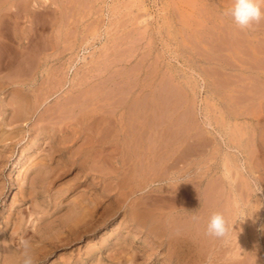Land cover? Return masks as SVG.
<instances>
[{"label": "rangeland", "instance_id": "rangeland-1", "mask_svg": "<svg viewBox=\"0 0 264 264\" xmlns=\"http://www.w3.org/2000/svg\"><path fill=\"white\" fill-rule=\"evenodd\" d=\"M20 1L0 0V137H3L0 138V264H21L22 241L30 246L35 264H167L168 242L183 241L185 255L179 257L185 264H230L232 261L264 264V107L261 104L264 92L262 94L259 87L256 97L253 70L247 69L250 65L254 67L253 64L257 66V62L248 50L247 54L251 55L246 59V52L245 56H239L235 39L239 36L235 34L238 26L225 15L226 6L220 0ZM47 14L53 16L52 19ZM64 16L68 20H64ZM25 24H29L28 27ZM45 41L48 44L41 46L40 42L47 43ZM113 44L116 45L113 47ZM45 45H49V50ZM27 49L29 52H25ZM245 61L250 64L245 63L243 67L241 64ZM129 66L134 68L131 70ZM79 90L81 94L77 95ZM167 97H171L172 102ZM67 99H71L70 103ZM64 102L68 103L67 110ZM93 104L103 105L97 109V114L106 117L104 122L111 132L107 131L106 135L105 131L103 149L95 140L97 149L91 169L80 170L64 162L68 149H81L76 137L73 141L68 139L78 135L80 124L75 121L84 111L92 110ZM135 104L140 106L139 121ZM141 106L147 107L144 116ZM18 109L23 110L19 118L15 113ZM119 111H124L126 121L121 134L112 124L119 118ZM175 116L182 119L175 120ZM52 151L59 169L52 181L45 180L49 184L43 181L49 187L37 186L38 197L34 198V203L15 202L14 193L24 178L26 188L30 185L32 175L26 169L42 162ZM104 171L108 173L105 175ZM8 181L13 183L11 189H8ZM58 189L64 192L60 198H56ZM83 192L89 200L84 199L80 207L71 212L69 204L74 196ZM166 196L172 198L170 204L165 202L169 199ZM165 206L168 211L164 210ZM214 212L221 213L228 225L223 237L209 235L206 231L208 218ZM11 213L13 222L3 232L1 227ZM18 216L22 231L14 228ZM188 216L192 218V226L186 228ZM10 237L11 242H4Z\"/></svg>", "mask_w": 264, "mask_h": 264}, {"label": "bare ground", "instance_id": "bare-ground-1", "mask_svg": "<svg viewBox=\"0 0 264 264\" xmlns=\"http://www.w3.org/2000/svg\"><path fill=\"white\" fill-rule=\"evenodd\" d=\"M23 1V0H22ZM22 1H20V2H22ZM33 1V0H32ZM43 2H44V0H42ZM47 1V0H46ZM51 1H53V0H51ZM86 1V0H85ZM84 1V2H85ZM184 1V0H183ZM62 2V1H61ZM65 2V1H64ZM79 2H80V0H79ZM220 2L222 3V4H224L225 6H226V8H228L229 6H230V4H231V0H220ZM72 3V2H71ZM78 3V2H77ZM17 4H19V3H17ZM52 4H54V3H52ZM59 4H60V2H59ZM62 4V3H61ZM66 4V3H65ZM16 5V4H15ZM20 5V4H19ZM34 5H35V3H34ZM42 5H43V3H42ZM63 5V4H62ZM61 5V6H62ZM71 5V4H70ZM73 5V4H72ZM84 6H86V3L84 4ZM83 6V7H84ZM88 6V5H87ZM15 7V6H14ZM14 7H12V8H14ZM38 7H41V6H38ZM4 8V7H3ZM7 8H9V7H7ZM88 8V7H87ZM2 9V8H1ZM24 9H26V8H24ZM40 9V8H39ZM62 9V8H61ZM68 9H71V8H68ZM16 11H18V8L16 9ZM73 11V10H72ZM77 11V10H76ZM81 11V10H80ZM6 12V11H5ZM14 12V11H13ZM19 12V11H18ZM18 12H17V14H18ZM69 12V11H68ZM71 12V11H70ZM87 12V11H86ZM20 13V12H19ZM24 13H25V11H24ZM224 13V12H223ZM16 14V15H17ZM34 14H35V12H34ZM34 14H33V16L32 17H34ZM41 14H42V12H41ZM59 14H60V12H59ZM66 14V13H65ZM94 14V13H93ZM14 15V14H13ZM21 15V14H20ZM19 14H18V17H21ZM48 15V14H47ZM47 15H43V16H47ZM68 15H70L69 13H68ZM83 15V14H82ZM50 15H48V17H49ZM74 16V15H73ZM81 16V15H80ZM84 16V15H83ZM14 17H15V15H14ZM52 17L53 16H51V17H49V18H51L52 19ZM65 17V16H64ZM68 17V16H67ZM71 17V16H70ZM77 17V16H76ZM92 17V16H91ZM228 17V16H227ZM6 18V17H5ZM22 18V17H21ZM29 18V17H28ZM27 18V19H28ZM47 18V17H46ZM73 18V17H72ZM2 19V18H1ZM25 19V18H24ZM34 19H35V17H34ZM42 19V18H41ZM56 19V18H55ZM77 19V18H76ZM229 19V18H228ZM230 19H231V17H230ZM32 20V19H31ZM44 20V19H43ZM64 20H68V19H66V17L64 18ZM122 20V19H121ZM120 20V21H121ZM3 21H5V20H3ZM7 21V20H6ZM12 21V20H11ZM16 21V20H15ZM51 21V20H50ZM1 22V21H0ZM18 22H21V21H18ZM18 22H16V23H18ZM35 22V21H34ZM46 22V21H45ZM125 22V21H124ZM37 23H39L40 24V21L39 22H37ZM49 23V22H48ZM48 23L46 24V23H44L45 25H47V26H49L48 25ZM6 24V23H5ZM20 24V23H19ZM35 24V23H34ZM58 24H59V22H58ZM70 24V23H69ZM74 24V23H73ZM88 24V23H87ZM90 24V23H89ZM88 24V25H89ZM9 25V24H8ZM26 25V24H25ZM27 25H29V24H27ZM26 25V26H27ZM36 25V24H35ZM43 25V24H42ZM64 26H65V24H63ZM70 25H72V24H70ZM91 25V24H90ZM7 26V25H6ZM5 26V27H6ZM10 26H11V23H10ZM39 26H41V24L39 25ZM63 26V27H64ZM2 27V26H1ZM28 27V26H27ZM30 27V26H29ZM37 27V26H36ZM56 27H57V25H56ZM8 28V27H7ZM7 28H5V29H7ZM43 28V27H42ZM44 28H45V26H44ZM48 28V27H47ZM72 28V30L74 29L73 27H71ZM93 28V27H92ZM114 28H117V27H115L114 26ZM238 28V31H235V34H238V35H234V36H238V37H236L235 39H237L236 41H237V43H236V46H238V47H236L237 48V52L239 53V56L241 57V56H245V52L248 50V51H250L251 53H252V55L254 56V61H255V63H256V65L257 66H255V64H253V63H251V64H253L254 65V67H252L251 68V65H250V68L248 67V69H247V66L245 67V69H247V70H253L252 72H253V74H254V76H253V80H254V88H255V94L257 93V95H256V97L258 96V88L260 87L261 89L260 90H263L261 93L263 94V92H264V18H262L258 23H254L250 28H248V29H244V30H241L239 27H237ZM236 28V29H237ZM10 29V28H9ZM38 29V28H37ZM57 29V28H56ZM56 29H54V30H56ZM8 30V29H7ZM11 30V29H10ZM42 31H44L45 32V29H43ZM70 31V30H69ZM69 31H68V33H69ZM5 32V31H4ZM34 32V31H33ZM47 32V31H46ZM56 33L58 32V30L57 31H55ZM65 32V31H64ZM32 33V32H31ZM67 33V32H66ZM67 33V34H68ZM74 33V32H73ZM11 34V33H10ZM19 34V33H18ZM21 34V33H20ZM24 34V33H23ZM66 34V35H67ZM88 34V33H87ZM87 34H86V36H87ZM234 34V33H233ZM25 35V34H24ZM31 35V34H30ZM33 35V34H32ZM69 35H70V33H69ZM75 35V34H74ZM127 35V34H126ZM196 35V34H195ZM137 36V35H136ZM71 37H73L72 35H71ZM248 37H250V38H248ZM2 38V37H1ZM19 38V37H18ZM41 38V37H40ZM67 38V37H66ZM86 38V37H85ZM121 38H123V36L121 37ZM124 38H125V36H124ZM123 38V39H124ZM21 39V38H20ZM34 39V38H33ZM38 39V38H37ZM46 39V38H45ZM6 40V39H5ZM28 41H29V39H27ZM31 40V39H30ZM43 40V39H42ZM8 41V40H7ZM40 41V40H39ZM62 41H63V39H62ZM65 41H67V40H65ZM1 42H3V41H1ZM22 42V41H21ZM31 42V41H30ZM45 42H47V41H45ZM119 42V41H118ZM4 43V42H3ZM6 43V42H5ZM36 44H37V42H35ZM41 44V46L43 45V44H48V42L47 43H44V42H40ZM43 43V44H42ZM121 43V42H120ZM7 44V43H6ZM26 44V43H25ZM24 44V45H25ZM33 44V43H32ZM117 44V43H116ZM116 44H113L112 46L114 47V45H116ZM29 45H31V43L29 44ZM35 45V44H34ZM65 45V44H64ZM118 45V44H117ZM121 45V44H120ZM123 45V44H122ZM125 45V44H124ZM13 46V45H12ZM12 46H11V50H12ZM25 46H27V45H25ZM46 46V45H45ZM44 46V47H45ZM47 46H49V45H47ZM47 46H46V48H47ZM111 45H110V47H112ZM6 47V46H5ZM28 47V46H27ZM32 47V46H31ZM43 47V48H44ZM110 47H109V49H107L108 51L110 50ZM126 47V46H125ZM35 49V48H34ZM42 49V48H41ZM48 49V48H47ZM51 49V48H50ZM123 49V48H122ZM1 50V49H0ZM9 50V49H8ZM10 50V51H11ZM30 50V49H29ZM29 50L27 49L25 52H29ZM38 50V49H37ZM49 50V49H48ZM55 50V49H54ZM119 50V49H118ZM124 50H125V48H124ZM2 51V50H1ZM13 51V50H12ZM22 51V50H21ZM108 51H105V52H108ZM120 51V50H119ZM118 51V52H119ZM16 52V51H15ZM34 52H36V51H34ZM33 52V53H34ZM41 51H39V52H37L38 54L40 53ZM118 52H117V55H121V52H119V54H118ZM126 52V51H125ZM9 53V52H8ZM16 53H18V52H16ZM4 55H6V54H4ZM26 55V54H25ZM101 55V54H100ZM249 55H251V54H249V52H248V54H247V52H246V56H245V59L247 58V56H249ZM19 56V55H18ZM34 56V55H33ZM33 56H31L32 58L31 59H33ZM54 56V55H53ZM99 56V55H98ZM107 56V55H106ZM252 56V57H253ZM30 57V56H29ZM36 57H38V56H36ZM108 57H110V56H108ZM239 57V58H240ZM251 57V58H252ZM113 58V57H112ZM119 58V57H118ZM132 58V57H131ZM0 59H2V56H1V58ZM5 59H6V57H5ZM4 59V60H5ZM8 59V58H7ZM9 59H10V55H9ZM23 59V58H22ZM22 59H21V61H22ZM107 59V58H106ZM111 59V58H110ZM116 59V58H115ZM114 59V60H115ZM128 60L130 59V58H127ZM241 59V58H240ZM16 60H18V59H16ZM103 60V59H102ZM127 60V61H128ZM242 60H244V57H243V59ZM251 60H253V59H251ZM20 61V60H19ZM20 61V62H21ZM110 61V60H109ZM109 61H107V62H109ZM125 61V60H124ZM14 62H16L15 60H14ZM23 62H24V60H23ZM28 62V61H27ZM30 62V61H29ZM28 62V64H32V61H31V63H29ZM103 62V61H102ZM106 62V61H105ZM105 62H104V64H105ZM113 61H111V63H112ZM137 62V61H136ZM140 62V61H139ZM114 63H116V62H114ZM134 63H135V61H134ZM245 63H249V62H244V64H243V62H242V64L241 65H243V67L245 66ZM10 64H13L12 62L10 63ZM37 64V63H36ZM136 64V63H135ZM141 64V63H140ZM250 64V63H249ZM17 66H19L18 64H16ZM22 65V64H21ZM24 65H26V64H24ZM132 65V64H131ZM240 65V66H241ZM27 66V65H26ZM33 66V65H32ZM37 66V65H36ZM13 67V66H12ZM20 67V66H19ZM24 67V66H23ZM101 67H102V65H101ZM104 67V66H103ZM107 67V66H106ZM109 67H110V65H109ZM122 66H120V68H121ZM130 67V69L133 67H131V66H129ZM145 67V66H144ZM147 67V66H146ZM145 67V68H146ZM242 67V68H243ZM10 68V67H9ZM16 68V67H15ZM34 68V67H33ZM51 68H53V67H51ZM105 68V67H104ZM108 68V67H107ZM134 68V67H133ZM16 69H18V68H16ZM46 69V68H45ZM150 69V68H149ZM154 69V68H153ZM6 70H7V67H6ZM54 70V69H53ZM113 70H115V69H113ZM118 70H119V67H118ZM132 70V69H131ZM134 70V69H133ZM140 70V69H139ZM244 70V69H243ZM9 71V70H8ZM59 71V70H58ZM103 71V70H102ZM148 71V70H147ZM16 72V71H15ZM17 72H19V71H17ZM22 72V71H21ZM32 72V71H31ZM48 72H50V71H48ZM52 73H53V71H51ZM99 72V71H98ZM114 72H116V71H114ZM130 72V71H129ZM128 72V73H129ZM141 72V71H140ZM153 72V71H152ZM169 72V71H168ZM93 73H94V71H93ZM103 73H104V71H103ZM110 73V72H109ZM123 73H124V71H123ZM138 73V72H137ZM239 73V72H238ZM3 74H6V73H3ZM2 74V75H3ZM23 74V73H22ZM31 74V73H30ZM42 74V73H41ZM12 75V74H11ZM16 75V74H15ZM107 75H110V74H108L107 73ZM163 75V74H162ZM161 75V76H162ZM238 75V74H237ZM4 76V75H3ZM5 76H7V74L5 75ZM9 76V75H8ZM13 76V75H12ZM27 76H30V75H27ZM236 76V75H235ZM1 77V76H0ZM15 77H17V75L15 76ZM14 77V78H15ZM65 77V76H64ZM78 77V76H77ZM81 77V76H80ZM92 77V76H91ZM90 77V78H91ZM94 77V76H93ZM134 77V76H133ZM142 77H144V76H142ZM146 77V76H145ZM165 77V76H164ZM167 77V76H166ZM8 78V77H7ZM50 78V77H49ZM63 78V77H62ZM66 78V77H65ZM112 78V77H111ZM135 78V77H134ZM133 78V79H134ZM175 78V77H174ZM252 78V77H251ZM3 79V78H2ZM16 79V78H15ZM46 79V78H45ZM80 79V78H79ZM82 79H83V77H82ZM103 79V78H102ZM122 79V78H121ZM120 79V80H121ZM164 79H167V78H164ZM240 79V78H239ZM51 80V79H50ZM13 81V80H12ZM40 82H41V80H39ZM71 81V80H70ZM69 81V82H70ZM103 81V80H102ZM72 82V81H71ZM13 83V82H12ZM92 83V82H91ZM165 82H163V84H164ZM172 83V82H171ZM171 83H170V85H171ZM43 84V83H42ZM77 84V83H76ZM90 84V83H89ZM133 84V83H132ZM160 84V83H159ZM246 84V83H245ZM261 84V85H260ZM32 85V84H31ZM39 85V84H38ZM57 85V84H56ZM162 85V84H161ZM252 85V84H251ZM26 86V85H25ZM51 86V85H50ZM75 86V85H74ZM77 86V85H76ZM131 86V85H130ZM168 86H169V84H168ZM173 86H175V85H173ZM70 87V86H69ZM91 87V86H90ZM37 88V87H36ZM53 88V87H52ZM169 88V87H168ZM176 88V87H175ZM182 88V87H181ZM12 89V88H11ZM20 89V88H19ZM38 89V88H37ZM42 89V88H41ZM84 89V88H83ZM250 89H253L252 88V86H251V88ZM250 89H248V90H250ZM2 90V89H1ZM39 90V89H38ZM47 90V89H46ZM46 90L44 91V93H46ZM92 90V89H91ZM141 90V89H140ZM164 90V89H163ZM171 90V89H170ZM75 91V90H74ZM80 91L81 90H79V92L77 93V95L78 94H81L80 93ZM83 92H84V90H82ZM99 91V90H98ZM183 91V90H182ZM36 92H38V91H36ZM87 92V91H86ZM88 92H89V90H88ZM181 92V91H180ZM251 92V91H250ZM126 93V92H125ZM136 93V92H135ZM174 93V92H173ZM20 94H21V92H20ZM25 94V93H24ZM28 94V93H27ZM43 94V93H42ZM47 94V93H46ZM72 94H73V92H72ZM85 94V93H84ZM111 94V93H110ZM116 94V93H115ZM166 94L167 93H165V96H166ZM178 94V93H177ZM179 94H181V93H179ZM3 95V94H2ZM22 95V94H21ZM264 95V94H263ZM262 95V96H263ZM25 96V95H24ZM44 96H45V94H44ZM83 96V95H82ZM87 96V95H86ZM90 96H92V95H90ZM94 96V95H93ZM104 96V95H103ZM151 96H154V95H151ZM161 96H163V95H161ZM168 96V95H167ZM251 96H253V95H251ZM260 96L261 95H259V97L258 98H260ZM39 97V96H38ZM42 97V96H41ZM65 99L66 98H68V97H64ZM88 98V97H87ZM86 98V99H87ZM116 98V97H115ZM155 98V97H154ZM171 98V97H170ZM170 98H168L167 97V99H169V100H171ZM26 99V98H25ZM39 99H40V97H39ZM72 99H74V98H72ZM137 99V98H136ZM143 100H144V98H142ZM166 99V98H165ZM167 99H166V101H167ZM173 99V98H172ZM241 99V98H240ZM68 100V99H67ZM95 100V99H94ZM153 100V99H152ZM159 100H161L160 102H163V100L160 98ZM178 100V99H177ZM253 100V99H252ZM7 101V100H6ZM10 101V100H9ZM20 101V100H19ZM40 101V100H39ZM60 101H61V99H60ZM63 101H64V99H63ZM66 101V100H65ZM69 101V100H68ZM68 101H66V102H68ZM70 101H71V99H70ZM70 101H69V103H70ZM97 101V100H96ZM102 101V100H101ZM145 101V100H144ZM143 101V102H144ZM175 101H176V99H175ZM175 101H174V103H175ZM261 104H262V106L264 107V98L262 97V99H261ZM35 102V101H34ZM66 102H64V103H66ZM73 102V101H72ZM103 102V101H102ZM117 102H119V101H117ZM148 102V101H147ZM153 102V101H152ZM151 102V103H152ZM167 102H169V101H167ZM166 102V103H167ZM171 102H172V100H171ZM171 102H169V103H171ZM185 102V101H184ZM234 102V101H233ZM255 102V101H254ZM257 102V101H256ZM39 103V102H38ZM54 103V102H53ZM58 103V102H57ZM61 103V102H60ZM75 103V102H74ZM138 103H139V101H138ZM145 103V102H144ZM237 103V102H236ZM22 104H23V102H22ZM34 104H36V103H34ZM33 104V105H34ZM50 104V103H49ZM67 104L68 103H66V110H67ZM79 104H80V102H79ZM103 104V103H102ZM183 104V103H182ZM26 105V104H25ZM37 105V104H36ZM64 105V104H63ZM62 105V106H63ZM105 105V104H104ZM138 105L139 104H137V106H136V104H135V110L137 111L136 112V117H137V119H138V121L140 120V113H139V108H140V106H139V108H138ZM142 105H143V103H142ZM147 105V104H146ZM158 105V104H157ZM162 105H163V103H162ZM161 105V106H162ZM178 105H179V103H178ZM12 106V105H11ZM44 106V105H43ZM51 106V105H50ZM59 106V105H58ZM57 106V107H58ZM61 105H60V107H62ZM74 106V104L72 105V107ZM86 106V105H85ZM88 106V105H87ZM148 106V105H147ZM153 106H154V104H153ZM164 106V105H163ZM166 106V105H165ZM165 106H164V108H165ZM14 107V106H13ZM18 107V106H17ZM19 107H20V105H19ZM18 107V108H19ZM59 107V108H60ZM83 107V106H82ZM92 107V106H91ZM93 109L92 110H89V111H84V113L81 115V116H78V118L76 119V121H75V123L76 124H80V131H79V133H78V135L77 136H75V135H73V136H71V137H69L70 139H68L69 141H73L74 139H75V137H76V140L79 142L80 141V144L79 145H81V149L78 147V148H76L75 150H71V149H68V152H67V154H68V156L66 157V159L64 160V158H63V160H64V162H65V164H69V165H71V166H77L78 167V169H80V170H83L84 168H87V169H91V164H92V162H93V160L92 159H94L93 157V153H94V155H95V153L96 152H94L96 149H95V144H94V142H95V140H97V143L99 144H97V146H99L101 149H103V144H104V142H106L105 140H104V137L107 135V131H108V133L109 132H111L110 130V127H109V125H108V127H107V125H105V118L106 117H104L103 115H101V113H98L97 114V109H99V108H103V105H100V104H93ZM113 107V106H112ZM175 107V106H174ZM15 108V107H14ZM45 108V107H44ZM53 108V107H52ZM56 108V107H55ZM121 108H123L122 106H119V109H121ZM141 108L143 109V111H142V115H143V113H145L147 110V107L146 108H144L143 106H141ZM168 108V107H167ZM167 108H165V109H167ZM20 109V108H19ZM17 110L15 113L17 114V116H18V118H19V115L20 116H22L20 113L23 111V110ZM60 109H62V108H60ZM112 109V108H111ZM116 109V108H115ZM141 109V110H142ZM153 109H154V107H153ZM155 109H156V107H155ZM158 109H159V112L161 111V109L158 107ZM173 110H174V108H172ZM262 109H264V108H262ZM261 109V110H262ZM16 110V109H15ZM47 110H48V108H47ZM46 109L44 110L45 111V113H46V111H47ZM53 110V109H52ZM78 110V109H77ZM76 110V111H77ZM87 110V109H86ZM101 110V109H100ZM134 110V111H135ZM141 110H140V112H141ZM184 110V109H183ZM192 110V109H191ZM194 110V109H193ZM43 111V110H42ZM58 111V110H57ZM96 111V112H95ZM151 111H153V110H151ZM185 111V110H184ZM183 111V112H184ZM264 111V110H263ZM41 112V111H40ZM54 112V111H53ZM53 112H51V113H53ZM66 111H64V113H65ZM98 112H100V111H98ZM124 112V111H123ZM123 112H120L119 111V118H116L115 120L114 119H112V120H114V123H112L113 125L115 124V126H117V131L121 134V132L124 130V128L126 127V121H125V119H124V113ZM154 112H157V111H155L154 110ZM153 112V114H155ZM163 112V111H162ZM161 112V114H159L160 115V117H161V115L163 114ZM165 112V111H164ZM166 112H168V111H166ZM170 112V111H169ZM181 113V114H183L182 116H184L185 115V113ZM191 112V111H190ZM39 113V112H38ZM44 113V115H46ZM64 113H63V116L65 117L66 115H64ZM75 113V112H74ZM113 113V112H112ZM174 113V112H173ZM192 113H193V111H192ZM260 113V112H259ZM37 114V113H36ZM49 114V113H48ZM69 114V113H68ZM77 114V113H76ZM108 114V113H107ZM148 114H149V112H148ZM172 114V113H171ZM170 114V115H171ZM179 114V113H178ZM190 114V113H189ZM252 114V113H251ZM250 114V115H251ZM56 115H57V113H56ZM59 115V114H58ZM144 115H146V114H144ZM143 115V116H144ZM155 115H157L158 116V113L157 114H155ZM166 115V114H165ZM39 116V115H38ZM54 116V115H53ZM60 116V115H59ZM69 116V115H68ZM71 116V115H70ZM105 116H108V115H105ZM111 116V115H110ZM149 116V115H148ZM154 116V115H153ZM263 117H264V115H262ZM24 117V116H23ZM23 117H21L22 119H23ZM41 117V116H40ZM47 117V116H46ZM63 117V118H64ZM72 117H73V115H72ZM72 117H68V119L69 118H72ZM77 117V116H76ZM142 117V116H141ZM260 117V116H259ZM14 118V117H13ZM24 118H27V117H24ZM52 118H54V117H52ZM51 118V119H52ZM56 118V117H55ZM58 118V117H57ZM60 118V117H59ZM144 118V117H143ZM169 118V117H168ZM179 119L180 117L178 116V117H176L175 116V120L176 119ZM189 118V117H188ZM192 118V117H191ZM29 119V118H28ZM108 119V118H107ZM136 119V120H137ZM155 119H158L157 117L155 118ZM163 119H165L164 118V116H163ZM173 119V120H174ZM180 119H182V117L180 118ZM8 120V119H7ZM23 120H26V119H23ZM53 120V119H52ZM160 120H161V122L163 123V121H162V119L160 118ZM175 120H174V122H175ZM16 121V120H15ZM53 121H55V120H53ZM62 121V120H61ZM138 121H136V124H137V122ZM143 121H144V119H143ZM148 121H149V119H148ZM156 121V120H155ZM172 121V120H171ZM8 122V121H7ZM17 122H19L18 120H17ZM25 122V121H24ZM65 122V121H64ZM110 122V121H109ZM111 122H113V121H111ZM135 122V121H134ZM150 122V121H149ZM173 122V121H172ZM177 122H179V120L177 121ZM176 122V123H177ZM182 122V121H181ZM27 123V122H26ZM34 123V122H33ZM67 123H69V121L67 122ZM108 123V122H107ZM140 123V122H139ZM141 123H142V121H141ZM147 123V122H146ZM159 123V121H157V124ZM170 123V122H169ZM38 124V123H37ZM42 124H44V123H42ZM62 124V123H61ZM64 124V123H63ZM148 124H150V123H148ZM160 124V123H159ZM158 124V125H159ZM168 124V123H167ZM186 124V123H185ZM45 125V124H44ZM52 125V124H51ZM54 125V124H53ZM176 125V124H175ZM193 125V124H192ZM263 125H264V123H263ZM70 126V125H69ZM78 126V125H77ZM111 126V125H110ZM115 126H113V127H115ZM146 126H147V124H146ZM169 126H171V125H169ZM182 126V125H181ZM188 126H190V125H188ZM35 127V126H34ZM52 127V126H51ZM154 127V126H153ZM152 127V128H153ZM178 127V126H177ZM180 127V126H179ZM179 127L177 128V129H179ZM192 127V126H191ZM54 128V127H53ZM59 128V127H58ZM63 128V127H62ZM71 128V127H70ZM141 128V127H140ZM170 128V127H169ZM186 128H188V127H186ZM40 129H41V127H40ZM57 129V128H56ZM69 129V128H68ZM114 129V128H113ZM142 129V128H141ZM154 129V128H153ZM159 129V128H158ZM165 130H168V128L166 129V128H164ZM242 129V128H241ZM9 130V129H8ZM140 130V129H139ZM170 130V129H169ZM168 130V131H169ZM182 130V129H181ZM59 131H60V129H59ZM62 131H64V130H62ZM105 131H106V135H105ZM116 131V130H115ZM146 131V130H145ZM149 131V130H148ZM163 132H165L164 130H162ZM172 131H173V129H172ZM175 131H176V128H175ZM76 132V131H75ZM158 131H156V133H157ZM177 132V131H176ZM244 132V131H243ZM71 133V132H70ZM180 133V132H179ZM239 133V132H238ZM263 133V132H262ZM76 134V133H75ZM146 134V133H145ZM155 134V133H154ZM167 134V133H166ZM181 134H182V132H181ZM194 134V133H193ZM1 135H3L2 133H1ZM62 135V134H61ZM68 135H70V134H68ZM98 135V136H97ZM136 135V134H135ZM151 135V134H150ZM150 135H148V137L150 136ZM157 135V134H156ZM164 135V134H163ZM168 135V134H167ZM170 136H171V133L169 134ZM22 136V135H21ZM48 136V138L50 137V135H47ZM112 136V135H111ZM118 136V135H117ZM141 136H142V133H141ZM154 136V135H153ZM152 136V137H153ZM161 136H162V133H161ZM179 136V135H178ZM195 136H196V134H195ZM199 136V135H198ZM242 136V135H241ZM181 137V136H180ZM0 138H3V137H0ZM15 138V137H14ZM43 138V137H42ZM106 138H108V137H106ZM105 138V139H106ZM164 138V137H163ZM189 138H191L190 136H189ZM192 138H194V137H192ZM45 139V138H44ZM148 139V138H147ZM156 139H157V137H156ZM162 139V138H161ZM197 139V138H196ZM2 140V139H1ZM9 140V139H8ZM15 140V139H14ZM152 140V139H151ZM150 140V141H151ZM160 140V139H159ZM172 140V139H171ZM171 140H169V141H171ZM174 140V139H173ZM175 140H177V138L175 139ZM42 141V140H41ZM165 140H163L162 141V143L164 142ZM166 141H167V139H166ZM188 141V140H187ZM4 142V141H3ZM8 142V141H7ZM11 142V141H10ZM13 142V141H12ZM60 142H63V141H61L60 140ZM68 142V141H67ZM136 142V141H135ZM174 142V141H173ZM172 142V143H173ZM57 143H59V142H57ZM69 143V142H68ZM77 143V142H76ZM157 143V142H156ZM43 144V143H42ZM49 145H51V147L52 148H54L53 147V145H52V143H48ZM63 144V143H62ZM114 144H116L117 145V143H115L114 142ZM114 144H112V146L114 145ZM148 144H149V141H148ZM184 144H186V143H184ZM189 145L191 144V143H188ZM193 144H196V143H193ZM254 144V143H253ZM65 145V144H64ZM72 145V144H71ZM110 145V144H109ZM128 145V144H127ZM152 145V144H151ZM112 146H110V147H112ZM156 146H158L157 144H156ZM173 146V145H172ZM11 147V146H10ZM105 147V149H107L106 148V146H104ZM136 147V146H135ZM139 147H140V145H139ZM164 147V146H163ZM162 147V148H163ZM177 147V146H176ZM253 147V146H252ZM120 148V147H119ZM161 148V147H160ZM182 148V147H181ZM9 149H11V148H9ZM74 149V148H73ZM117 149V148H116ZM122 149V148H121ZM152 149V148H151ZM177 149V148H176ZM182 149H184V148H182ZM188 149H189V147H188ZM18 150V149H17ZM57 150V149H56ZM109 150V149H108ZM133 150V149H132ZM135 150V149H134ZM144 150V149H143ZM158 150V149H157ZM166 150V149H165ZM168 150V149H167ZM43 151H45V150H43ZM53 151H54V149H53ZM53 151L52 152H49L48 153V155L46 156V158L42 161V162H39V163H37V164H35V165H32L31 167L29 166L28 167V169H26V171L30 174V175H32L31 176V181H30V185L26 188V178H24V181H23V184H21L19 187H18V190L14 193V200H15V202H17V203H27V202H36V200L34 199L35 197H38V192H37V186L38 185H40V184H42L41 186L44 188V189H47L49 186H48V184H49V182L50 181H52V179L51 178H53L55 175H57L58 174V169H59V163H58V160L57 159H55V157H53ZM101 151V150H100ZM136 151V150H135ZM151 151V150H150ZM184 151V150H183ZM102 152V151H101ZM144 152V151H143ZM155 152V151H154ZM1 153V152H0ZM32 153V152H31ZM56 153V152H55ZM58 153V152H57ZM56 153V154H57ZM109 153V152H108ZM117 153V152H116ZM124 153V152H123ZM128 153V152H127ZM156 153V152H155ZM160 153V152H159ZM178 153H180V152H178ZM19 154V153H18ZM106 154V153H105ZM174 154V153H173ZM36 155V154H35ZM109 155V154H108ZM120 155V154H119ZM127 155V154H126ZM143 155V154H142ZM161 155H163V154H161ZM99 156V155H98ZM122 156V155H121ZM129 156V155H128ZM134 156V155H133ZM144 156V155H143ZM3 157V156H2ZM57 157V156H56ZM127 157V156H126ZM125 157V158H126ZM162 157V156H161ZM59 158V157H58ZM110 158H112V157H110ZM109 158V159H110ZM123 158V157H122ZM134 158H136L135 156H134ZM158 158H160V156L158 157ZM167 158V157H166ZM7 159V158H6ZM127 159H129V158H127ZM161 160H162V158H160ZM181 159V158H180ZM141 160V159H140ZM143 160V159H142ZM158 161H160L159 159H157ZM35 161V160H34ZM156 161V160H155ZM155 161H154V163H155ZM175 161V160H174ZM128 162V161H127ZM142 162V161H141ZM166 162V161H165ZM172 162H173V160H172ZM124 163V162H123ZM126 163V162H125ZM153 163V164H154ZM156 163H157V161H156ZM155 163V166L157 165ZM174 163V162H173ZM11 164V163H10ZM131 164V163H130ZM159 164V163H158ZM127 165H129V164H127ZM135 165H136V163H135ZM167 165H169V164H167ZM175 165V164H174ZM51 166V167H50ZM159 166H161V165H159ZM158 166V167H159ZM4 167V166H3ZM18 167V166H17ZM99 167V166H98ZM102 167V166H101ZM101 167H99V168H101ZM106 167V166H105ZM145 167V166H144ZM167 167V166H166ZM16 168V167H15ZM25 168H27V167H25ZM97 168V167H96ZM21 169V168H20ZM98 169V168H97ZM137 169V168H136ZM135 169V170H136ZM89 170H87V171H89ZM93 170V169H92ZM91 170V171H92ZM102 170V169H101ZM105 170V169H104ZM121 170V169H120ZM156 170H158V169H156ZM164 170H166V169H164ZM21 171V170H20ZM90 171V172H91ZM139 171V170H138ZM138 171H136V172H138ZM148 171V170H147ZM153 171V170H152ZM93 172V171H92ZM105 172V175L108 173L107 171H104ZM140 172V171H139ZM154 172V171H153ZM161 172H163V171H161ZM57 173V174H56ZM63 173V172H62ZM72 173V172H71ZM126 173V172H125ZM124 173V174H125ZM131 173V172H130ZM143 173V172H142ZM156 173V172H155ZM15 174V173H14ZM17 174H18V172H17ZM60 174V173H59ZM64 174V173H63ZM136 174H138V173H136ZM153 174V173H152ZM27 175V174H26ZM129 175V174H128ZM130 175H132V174H130ZM150 175V174H149ZM148 175V176H149ZM154 175V174H153ZM23 176V175H22ZM104 176V175H103ZM127 176V175H126ZM134 176V175H133ZM145 176V175H144ZM143 176V177H144ZM156 176V175H155ZM125 177V176H124ZM23 178V177H22ZM63 178V177H62ZM73 178V177H72ZM82 178V177H81ZM126 178V177H125ZM125 178H123V179H125ZM131 178V177H130ZM130 178H129V180H130ZM135 178H136V176H135ZM142 178V177H141ZM21 179V178H20ZM49 179V182L48 181H45V180H48ZM59 179V178H58ZM91 180V179H90ZM19 182H20V180H18ZM43 181H45V182H47L48 184H43ZM55 181V180H54ZM246 181V180H245ZM16 182V181H15ZM60 182V181H59ZM74 182V181H73ZM109 182V181H108ZM130 182V181H129ZM65 183V182H64ZM68 183V182H67ZM71 183V182H70ZM218 183V182H217ZM62 184V183H61ZM126 184V183H125ZM11 185H13V183L11 182V181H8V189H11ZM128 185V184H127ZM54 186H55V184H54ZM89 186V185H88ZM4 187V185H2V187H1V189ZM57 187V186H56ZM81 187V186H80ZM54 188V187H53ZM103 188V187H102ZM172 188V187H171ZM61 189V188H60ZM64 189V188H63ZM166 189H168V188H166ZM179 189V188H178ZM62 190V189H61ZM104 190V189H103ZM149 190V189H148ZM147 190V191H148ZM169 190V189H168ZM181 189H179V191H180ZM183 190V189H182ZM1 191V190H0ZM9 191V190H8ZM14 191V190H13ZM42 191V190H41ZM75 191V190H74ZM150 191V190H149ZM181 192H183V191H181ZM4 193V192H3ZM49 193V192H48ZM55 193V192H54ZM63 194H64V192H62V191H59V189L58 190H56V198H60L61 196H63ZM183 194V193H182ZM76 195V194H75ZM184 195V194H183ZM182 195V196H183ZM163 196V195H162ZM166 197H168V196H166ZM55 198V199H56ZM67 198H69V197H67ZM94 198V197H93ZM96 198V197H95ZM169 198V197H168ZM84 199H86L87 201L89 200V198H88V195L87 194H85V192H83V193H80V194H78V195H76V196H74V198L72 199V203L71 204H69V208H70V210H71V212H73L74 210L76 211V209H78L79 207H80V204L83 202V200ZM164 199H165V197H164ZM163 199V200H164ZM170 199H172V198H169L168 199V201L166 200H164L166 203L168 202L169 204H170V202H169V200ZM92 200V199H91ZM174 200V199H173ZM213 200V199H212ZM51 201H53L52 199H51ZM97 201V200H96ZM211 201V200H210ZM6 202V201H5ZM13 202V201H12ZM93 202V201H92ZM146 202V201H145ZM164 202V203H165ZM188 202V201H187ZM235 202V201H234ZM87 203V202H86ZM152 203V202H151ZM165 203V204H166ZM184 203V202H183ZM60 203H58V205H59ZM64 204V203H63ZM92 204V203H91ZM175 204V203H174ZM13 205V204H12ZM57 205V204H56ZM56 205L54 204V207H56ZM90 205V204H89ZM191 205V204H190ZM142 206V205H141ZM147 206V205H146ZM180 206V205H179ZM134 207H136V206H134ZM159 207V206H158ZM166 207V206H165ZM171 207H172V202H171ZM174 207V206H173ZM60 208V207H59ZM140 208V207H139ZM144 208V207H143ZM162 208H164V207H162ZM201 208V207H200ZM20 209H22V208H20ZM35 209H36V207H35ZM85 209V208H84ZM131 209H133V208H131ZM131 209H129V210H131ZM141 209V208H140ZM159 209V208H158ZM161 209V208H160ZM172 209H174V208H172ZM3 210V209H2ZM34 210V209H33ZM32 210V211H33ZM93 210V209H92ZM149 210H151V209H149ZM164 210H167V207H166V209H164ZM218 210V209H217ZM226 210V209H225ZM128 211V210H127ZM168 211V210H167ZM10 212V211H9ZM85 212V211H84ZM134 212V211H133ZM138 212V211H137ZM230 212V211H229ZM20 213V212H19ZM18 213V214H19ZM74 213V212H73ZM153 213V212H152ZM161 213V212H160ZM12 214L13 213H11L10 215H8L7 217H6V221L4 222V224L2 225V227H1V231H3V232H5L6 231V229L8 228V225L9 224H11L12 222H13V220H12V218H13V216H12ZM36 214H37V212H36ZM40 214V213H39ZM72 214V213H71ZM70 214V215H71ZM139 214V213H138ZM184 214H186V213H184ZM16 215V214H15ZM88 215V214H87ZM153 215V214H152ZM206 215V214H205ZM25 216V215H24ZM28 216H30V214L28 215ZM60 216V215H59ZM75 216V215H74ZM86 216V215H85ZM84 216V217H85ZM187 216V215H186ZM23 217V216H22ZM82 217V216H81ZM147 217V216H146ZM20 217L18 216V217H15V221H14V228L15 229H21V231L24 229V228H22L21 227V219H19ZM40 219H43V217H39ZM67 218V217H66ZM140 218V217H139ZM177 218V217H176ZM187 218V217H186ZM25 219V218H24ZM68 219V218H67ZM78 219V218H77ZM85 219V218H84ZM83 219V220H84ZM94 219V218H93ZM184 219H185V217H184ZM199 219V218H198ZM254 219V218H253ZM28 220H30V219H28ZM36 220V219H35ZM70 220V219H69ZM197 220V219H196ZM195 220V221H196ZM78 221V220H77ZM76 221V222H77ZM85 221V220H84ZM130 221H131V219H130ZM181 221V220H180ZM183 221H186V220H183ZM30 222V221H29ZM79 222V221H78ZM186 222H188L187 223V225H185V227L187 226H190L191 225V223H192V218H190L189 216H188V218H187V221ZM191 222V223H190ZM28 223V222H27ZM32 223V222H31ZM30 223V224H31ZM66 223V222H65ZM71 223V222H70ZM176 223V222H175ZM174 223V224H175ZM73 224V223H72ZM91 224V223H90ZM181 224V223H180ZM183 224H185V223H183ZM182 224V225H183ZM24 225V224H23ZM27 225V224H26ZM197 225V224H196ZM64 226H66V225H64ZM92 226V225H91ZM148 226V225H147ZM146 226V227H147ZM171 226V225H170ZM169 226V227H170ZM192 226V225H191ZM61 227H62V225H61ZM134 227V226H133ZM186 227V228H187ZM193 227H195V226H193ZM57 228V227H56ZM60 228V227H59ZM88 228V227H87ZM150 228V227H149ZM85 229V228H84ZM174 229H175V227H174ZM159 230H160V228H159ZM28 231L29 230H27V234H28ZM35 231V230H34ZM58 231H61V230H58ZM85 231V230H84ZM176 231V230H175ZM11 233V232H10ZM12 233H13V231H12ZM55 233V232H54ZM177 233V232H176ZM251 233V232H250ZM69 234V233H68ZM178 234V233H177ZM9 235V234H8ZM46 235V234H45ZM62 235V234H61ZM182 235V234H181ZM257 235V234H256ZM10 236V235H9ZM47 236V235H46ZM57 235L55 234V237H56ZM69 236V235H68ZM177 236V235H176ZM25 237V236H24ZM23 237V238H24ZM194 237V236H193ZM253 237V236H252ZM49 238V237H48ZM82 238V237H81ZM89 238V237H88ZM178 238H179V236H178ZM177 238V239H178ZM187 238V237H186ZM21 239H22V237H21ZM41 239H42V237H41ZM11 240V237H10V239L9 240H5L4 242H11L10 241ZM25 240V239H24ZM46 240V239H45ZM55 240V239H54ZM179 240V239H178ZM22 241V240H21ZM177 241V240H176ZM43 242V241H42ZM51 242V241H50ZM59 242V241H58ZM71 242V241H70ZM190 243V242H189ZM89 244V243H88ZM102 244V243H101ZM100 244V245H101ZM200 244V243H199ZM198 244V245H199ZM87 245V244H86ZM90 245V244H89ZM148 245V244H147ZM184 241L183 242H168V248L166 249V252H165V254H166V256H165V259L167 260V264H185L186 262L184 261V260H182L181 259V257H179V256H183V255H185V251H184ZM194 245V244H193ZM85 246V245H84ZM130 246V245H129ZM187 246V245H186ZM201 246V245H200ZM260 246V245H259ZM262 246V245H261ZM260 246V247H261ZM17 247V246H16ZM39 247V246H38ZM37 247V248H38ZM90 247V246H89ZM93 247V246H92ZM95 247V246H94ZM124 247H126V246H124ZM263 247V246H262ZM86 249H87V246H86ZM98 249V248H97ZM160 249V248H159ZM88 250V249H87ZM156 250V249H155ZM89 251V250H88ZM91 251V250H90ZM126 251V250H125ZM158 251H160V250H158ZM221 251V250H220ZM55 252V251H54ZM201 252V251H200ZM72 253V252H71ZM77 253V252H76ZM112 253V252H111ZM36 254V253H35ZM118 254V253H117ZM172 254H174L175 256L174 257H172ZM204 254V253H203ZM52 255V254H51ZM74 255V254H73ZM249 255V254H248ZM3 256V255H2ZM55 256V255H54ZM65 256V255H64ZM247 256V255H246ZM250 256V255H249ZM249 256H247L246 258H247V260H248V257ZM255 256H256V254H255ZM51 257H53V256H51ZM127 257V256H126ZM187 257V256H186ZM222 257V256H221ZM9 258V257H8ZM20 258V257H19ZM18 258V259H19ZM50 258V257H49ZM112 258V257H111ZM132 258V257H131ZM173 258H176V259H173ZM236 258V257H235ZM244 258V257H243ZM66 259V258H65ZM115 259V258H114ZM123 259V258H122ZM186 259V258H185ZM211 259V258H210ZM230 259V258H229ZM242 259V258H241ZM252 259V258H251ZM67 260V259H66ZM102 260V259H101ZM112 260H113V258H112ZM131 260V259H130ZM232 260V259H231ZM234 260V259H233ZM11 261V260H10ZM132 262V261H131ZM195 262V261H194ZM44 263H46V261L44 262ZM134 263V262H133ZM15 264V263H14ZM225 264V263H224ZM230 264H235L234 263V261H232ZM237 264H241V263H237ZM243 264V263H242ZM245 264H246V262H245ZM252 264V263H251Z\"/></svg>", "mask_w": 264, "mask_h": 264}, {"label": "clouds", "instance_id": "clouds-1", "mask_svg": "<svg viewBox=\"0 0 264 264\" xmlns=\"http://www.w3.org/2000/svg\"><path fill=\"white\" fill-rule=\"evenodd\" d=\"M225 15L230 16L234 24L241 30L248 29L264 18V0H231ZM227 230L228 225L221 213L214 212L209 216L206 225V231L209 235L223 237ZM21 243L24 249L21 264H35L30 246L26 241Z\"/></svg>", "mask_w": 264, "mask_h": 264}]
</instances>
